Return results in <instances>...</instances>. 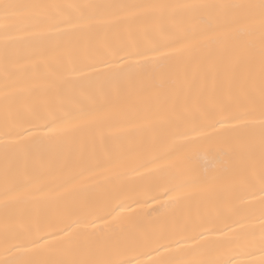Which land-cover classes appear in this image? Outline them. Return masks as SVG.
I'll list each match as a JSON object with an SVG mask.
<instances>
[{
    "label": "snow or ice",
    "instance_id": "6c2138e0",
    "mask_svg": "<svg viewBox=\"0 0 264 264\" xmlns=\"http://www.w3.org/2000/svg\"><path fill=\"white\" fill-rule=\"evenodd\" d=\"M0 251L264 264V0H0Z\"/></svg>",
    "mask_w": 264,
    "mask_h": 264
},
{
    "label": "bare ground",
    "instance_id": "6f19581e",
    "mask_svg": "<svg viewBox=\"0 0 264 264\" xmlns=\"http://www.w3.org/2000/svg\"><path fill=\"white\" fill-rule=\"evenodd\" d=\"M259 254H257V257H258ZM0 258H3V253L2 251H0ZM140 259H147V257H140ZM240 259L242 260H246L248 259V257H240Z\"/></svg>",
    "mask_w": 264,
    "mask_h": 264
}]
</instances>
